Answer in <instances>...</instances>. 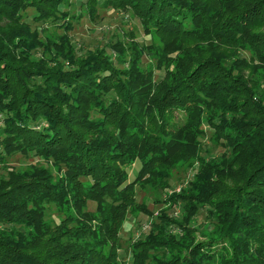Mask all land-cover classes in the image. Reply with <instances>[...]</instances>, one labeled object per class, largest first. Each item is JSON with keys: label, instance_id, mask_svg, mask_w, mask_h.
<instances>
[{"label": "trees", "instance_id": "obj_1", "mask_svg": "<svg viewBox=\"0 0 264 264\" xmlns=\"http://www.w3.org/2000/svg\"><path fill=\"white\" fill-rule=\"evenodd\" d=\"M107 1L163 37L173 69L155 78L119 45L79 51L74 15L59 8L66 0H0V159L42 157L61 172L55 180L47 166L17 170L0 183V264H117L135 187L165 182L185 156L202 167L169 197L188 223L152 221L133 264H264V0ZM28 10L62 33L40 38L22 20ZM202 123L231 160L201 155ZM44 202L69 204L76 216L48 226ZM200 212L207 233L196 238Z\"/></svg>", "mask_w": 264, "mask_h": 264}, {"label": "rangeland", "instance_id": "obj_2", "mask_svg": "<svg viewBox=\"0 0 264 264\" xmlns=\"http://www.w3.org/2000/svg\"><path fill=\"white\" fill-rule=\"evenodd\" d=\"M60 9L67 10L71 15H74V26L69 32V35L76 42L79 51H86L102 45H119L128 54H139L137 62L142 71L152 73L155 78L162 76L163 65L166 68L173 69V61L166 57L162 50L163 37L157 33L150 25L140 19V16L132 9L125 8L116 3H110L107 0H66L65 3L59 5ZM33 12L28 10L23 13V21L27 22L31 30L36 31L40 38L49 39L54 32L61 34V30L52 31L41 27L40 24L34 22L31 18ZM1 25H5L7 19H2ZM12 25V24H10ZM128 46V47H126ZM110 55L115 58V50L111 49ZM240 56L249 57L250 51H242ZM164 58V59H163ZM161 66V67H159ZM259 76L263 77L260 82L264 90V73L258 71ZM1 113V112H0ZM1 126V124H0ZM203 137L201 139L200 150L201 155L206 159L214 158L220 160V156L225 154L229 160L234 156V153L227 149L220 142L212 141L213 131L208 128L206 123L199 126ZM203 161L191 156L180 157L168 169V175L165 182L159 185H147L145 187H135L136 202L124 216L119 229L118 254L117 264H133V246L135 240H143L144 234L150 229L152 221L158 227L166 219H171L183 224L188 223L185 219L188 212L184 211L175 198L169 197L172 193H179L187 190L188 183L193 175L202 167ZM140 162L134 160L126 164V169L129 172V179H133L137 173ZM47 166L50 172L57 176L61 174L57 167L44 161L42 157H32L24 154L4 155L0 159V183L8 179L11 172L17 170L31 171L34 167L41 168ZM45 213V222L48 226L55 225L60 220L65 218H75V210L69 204L58 205L53 202H44L40 204ZM86 209L94 215L96 212V204L92 201L87 202ZM157 215L159 219L153 220ZM190 221V220H189ZM75 221L70 222L72 224ZM94 219L92 224H95ZM204 223V224H202ZM207 219L203 212L197 214L196 220L193 221V226L196 238L203 237L207 230ZM146 248L144 253L150 255L155 254L152 248ZM107 252V246L103 249ZM144 262V260H139Z\"/></svg>", "mask_w": 264, "mask_h": 264}]
</instances>
